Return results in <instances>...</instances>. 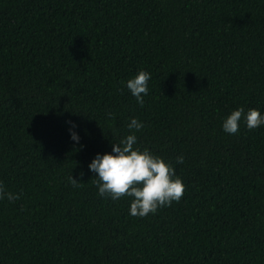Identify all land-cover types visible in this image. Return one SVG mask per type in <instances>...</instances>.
I'll use <instances>...</instances> for the list:
<instances>
[{
    "label": "trees",
    "instance_id": "1",
    "mask_svg": "<svg viewBox=\"0 0 264 264\" xmlns=\"http://www.w3.org/2000/svg\"><path fill=\"white\" fill-rule=\"evenodd\" d=\"M240 107L264 115V0H0V264H264V125L223 131ZM133 133L185 185L143 218L88 167Z\"/></svg>",
    "mask_w": 264,
    "mask_h": 264
},
{
    "label": "clouds",
    "instance_id": "2",
    "mask_svg": "<svg viewBox=\"0 0 264 264\" xmlns=\"http://www.w3.org/2000/svg\"><path fill=\"white\" fill-rule=\"evenodd\" d=\"M150 78V73L141 70L126 82L127 89L141 107L144 104L143 97L148 94ZM241 119H244L249 130L264 125V115H261L259 110L250 108L245 113L244 108L240 107L224 119L223 131L235 135L239 131ZM143 126L135 118L128 124V128L135 131H140ZM71 138L79 141L74 131ZM136 142L137 137L134 133L127 135L118 143L112 144L111 153L103 155L98 153L88 167L95 173L93 183L100 196L110 197L114 201L125 196L132 198L130 215L143 218L150 213L155 214L161 207L170 206L173 201L179 202L184 195L185 185L176 176L175 169L170 164L146 148L141 150L134 147ZM177 162L183 163V157H178ZM80 175L82 177L83 173ZM69 180L73 187L81 186L72 175ZM5 195L9 201L20 199L18 194L5 193L3 185L0 184V199Z\"/></svg>",
    "mask_w": 264,
    "mask_h": 264
}]
</instances>
